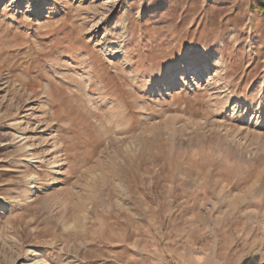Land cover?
Masks as SVG:
<instances>
[{
	"label": "rangeland",
	"instance_id": "374dc122",
	"mask_svg": "<svg viewBox=\"0 0 264 264\" xmlns=\"http://www.w3.org/2000/svg\"><path fill=\"white\" fill-rule=\"evenodd\" d=\"M0 264H264V0H0Z\"/></svg>",
	"mask_w": 264,
	"mask_h": 264
},
{
	"label": "bare ground",
	"instance_id": "6f19581e",
	"mask_svg": "<svg viewBox=\"0 0 264 264\" xmlns=\"http://www.w3.org/2000/svg\"><path fill=\"white\" fill-rule=\"evenodd\" d=\"M54 185V184H53Z\"/></svg>",
	"mask_w": 264,
	"mask_h": 264
}]
</instances>
